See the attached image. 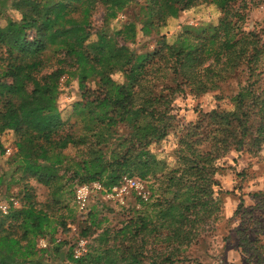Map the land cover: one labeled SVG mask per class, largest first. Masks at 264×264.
<instances>
[{"label": "trees", "instance_id": "trees-1", "mask_svg": "<svg viewBox=\"0 0 264 264\" xmlns=\"http://www.w3.org/2000/svg\"><path fill=\"white\" fill-rule=\"evenodd\" d=\"M261 3L0 0V162L6 149L2 137L12 134L16 151L8 160L15 163L14 171L48 190L44 202L36 201L28 185L18 206L11 197L0 202L8 206L7 213L0 212V264H46L44 253L57 226L68 231V215L61 210L73 201L76 187L99 182L110 189L122 177L140 180L148 191L147 181L153 180L157 188L147 202L136 198L144 207L136 218L117 230H103L92 244L86 226L77 241L86 240L87 251L74 259L76 241L70 262L200 264L189 251L200 246L207 227L217 226L222 195L233 194L223 191L216 178L220 160L241 151L262 158L264 25L243 28L247 10ZM200 4L215 8L217 23L201 28L200 34L181 30L167 42L161 30L168 20ZM131 5L136 14L112 30L111 22ZM98 7L102 20L94 30L92 16ZM8 8L17 12L15 18L4 17ZM138 37L157 38L154 48L140 53L131 49ZM63 78L77 83L74 121L59 111ZM186 100L192 103L189 117L181 114ZM205 101L212 106L203 107ZM170 133L177 134L174 167L150 149ZM93 194L100 204L108 203L103 193ZM248 196L254 202L251 219H243L242 200L241 210L234 211L236 216L241 211L246 226L236 231L238 246L248 262L254 258L262 264L264 191ZM256 210L262 212L258 217ZM87 215L93 225L94 212L88 209ZM40 239L45 248L38 247Z\"/></svg>", "mask_w": 264, "mask_h": 264}, {"label": "rangeland", "instance_id": "rangeland-1", "mask_svg": "<svg viewBox=\"0 0 264 264\" xmlns=\"http://www.w3.org/2000/svg\"><path fill=\"white\" fill-rule=\"evenodd\" d=\"M137 8L132 5L127 8L121 16L111 22L110 28L116 29L120 27L125 20L130 19L136 12ZM17 12L7 9L5 11V18H15ZM218 12L215 8L208 4H200L194 8L181 12L176 19L168 20L167 26L164 27L162 35H165L167 42H172L175 36L184 29H187L193 34H200L201 28H207L217 23ZM102 10L98 7L97 12L92 16L93 29H97L101 25ZM4 20L0 19V25H3ZM264 25V3H261L257 7H250L246 12V19L243 25L244 29L258 28ZM155 40L157 38H137L133 44H129V47L136 52H144L146 50L151 51L154 48ZM237 79V78H236ZM231 82L230 89L235 86V79L229 80ZM60 95L58 98V107L61 116L66 119L69 118L74 121L75 116L72 113L73 104L79 100V92L77 83L73 79L68 84L65 82V78L61 80ZM228 89V90H230ZM228 92L224 91V95ZM204 102L203 107L212 106V102L206 104ZM227 102L221 103L226 104ZM181 114L192 116V103L190 100L183 102ZM224 107V106H223ZM226 107V106H225ZM14 136L12 134H5L2 137V141L5 148H10L12 152L16 151L13 147ZM177 144V134L170 133L164 140L158 144H154L150 147L151 151L155 154L157 159H162L166 162L168 167L175 166L174 150ZM71 151V150H70ZM11 152V153H12ZM68 151H66L67 153ZM261 159L252 158L247 153L230 152L223 159L220 160L219 170L216 178L220 183L223 191H233V194L224 193L222 196L223 208L220 220L217 226L207 227L206 233H204L202 243L199 247H193L189 251V256L192 258H198L200 264H255L254 258L248 262V255L241 251L238 246V236H236L237 229L246 227L244 222L241 223L240 214L234 215L236 209H240L238 206L239 201H243V207L246 208V213L243 214V219H251L248 216V212L254 205V202L248 196V193L254 191H264V149L260 152ZM9 156H5L3 162H0V174H2V181L0 183V202L13 198L15 205L18 206L21 198V191L24 185L31 186L34 192L36 201L44 202L48 199V190L38 184L32 179L21 178L20 171H14L15 163L8 160ZM242 173V175H239ZM151 186L149 191L155 193L157 184L153 180L147 181ZM157 195V194H156ZM72 196V195H71ZM91 195L87 202L85 211H79L72 199L68 203L67 209H62L61 213L66 216V228L67 232H63L60 226H57L55 233L53 234V240L49 242L50 250L44 253L46 264H72L68 259V254L72 252L70 247H73L77 238L81 236V231L90 225L91 235H88L87 241L93 243V239L97 237L103 230H117L129 219H134L137 216L136 211H142L144 209L137 200L134 194L124 196V203L113 200H107L108 203L100 204L97 202L96 197ZM104 197V196H103ZM155 197V196H154ZM105 198V197H104ZM88 209L94 212L95 223L91 224V219L88 217ZM241 210V209H240ZM135 212V213H134ZM261 211H253V215L258 217L261 215ZM263 215V214H262ZM250 229V228H249ZM252 238V235H250ZM86 241V240H85ZM261 243L264 245V236H261ZM59 244V251H55V245ZM199 245V244H197ZM262 254V264H264V253ZM73 257V252H72ZM191 258V260H193ZM190 264H196L195 261H190Z\"/></svg>", "mask_w": 264, "mask_h": 264}, {"label": "built area", "instance_id": "built-area-1", "mask_svg": "<svg viewBox=\"0 0 264 264\" xmlns=\"http://www.w3.org/2000/svg\"><path fill=\"white\" fill-rule=\"evenodd\" d=\"M12 150L10 148L5 149L4 155L9 156ZM100 192L107 200H113L124 203V196L129 194H134L136 198H139L143 202L149 200V191L145 184L134 177H122L119 185L114 186L110 189H105L99 182H91L88 184H82L76 187L73 194V202L79 211H85L87 207V202L93 193ZM10 201H15L10 198ZM8 211L7 203H0V212L5 214ZM39 248L46 247V241L40 239L38 241ZM87 251L86 241L84 239H79L75 244L73 249V258H79Z\"/></svg>", "mask_w": 264, "mask_h": 264}]
</instances>
